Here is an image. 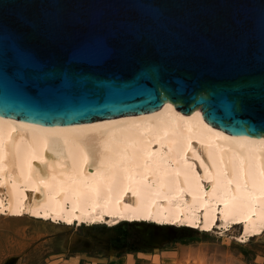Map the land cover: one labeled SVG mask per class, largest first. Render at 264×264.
Segmentation results:
<instances>
[{
	"label": "water",
	"instance_id": "1",
	"mask_svg": "<svg viewBox=\"0 0 264 264\" xmlns=\"http://www.w3.org/2000/svg\"><path fill=\"white\" fill-rule=\"evenodd\" d=\"M166 101L264 136V0H0V116L72 125Z\"/></svg>",
	"mask_w": 264,
	"mask_h": 264
},
{
	"label": "bare ground",
	"instance_id": "2",
	"mask_svg": "<svg viewBox=\"0 0 264 264\" xmlns=\"http://www.w3.org/2000/svg\"><path fill=\"white\" fill-rule=\"evenodd\" d=\"M1 212L198 229L217 220L247 238L264 230V136L227 133L170 101L72 125L0 116Z\"/></svg>",
	"mask_w": 264,
	"mask_h": 264
},
{
	"label": "rangeland",
	"instance_id": "3",
	"mask_svg": "<svg viewBox=\"0 0 264 264\" xmlns=\"http://www.w3.org/2000/svg\"><path fill=\"white\" fill-rule=\"evenodd\" d=\"M90 224V225H89ZM188 228V229H187ZM0 264H264V230L149 220L64 224L0 213Z\"/></svg>",
	"mask_w": 264,
	"mask_h": 264
},
{
	"label": "trees",
	"instance_id": "4",
	"mask_svg": "<svg viewBox=\"0 0 264 264\" xmlns=\"http://www.w3.org/2000/svg\"><path fill=\"white\" fill-rule=\"evenodd\" d=\"M188 229V228H187Z\"/></svg>",
	"mask_w": 264,
	"mask_h": 264
}]
</instances>
